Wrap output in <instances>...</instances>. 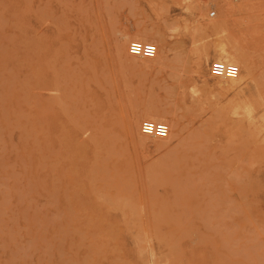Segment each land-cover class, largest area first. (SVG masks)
<instances>
[{
  "label": "rangeland",
  "instance_id": "1",
  "mask_svg": "<svg viewBox=\"0 0 264 264\" xmlns=\"http://www.w3.org/2000/svg\"><path fill=\"white\" fill-rule=\"evenodd\" d=\"M0 264H264V0H0Z\"/></svg>",
  "mask_w": 264,
  "mask_h": 264
},
{
  "label": "built area",
  "instance_id": "2",
  "mask_svg": "<svg viewBox=\"0 0 264 264\" xmlns=\"http://www.w3.org/2000/svg\"><path fill=\"white\" fill-rule=\"evenodd\" d=\"M216 11L212 10L210 15H215ZM129 50L131 53L139 56H153L156 53L157 45L152 41H143L134 39L129 43ZM211 69L214 73L220 76H235L238 74L239 67L237 64L226 60H215L211 63ZM142 129L144 132L154 135L163 136L169 131V124L165 121H156L152 119H145L142 122Z\"/></svg>",
  "mask_w": 264,
  "mask_h": 264
},
{
  "label": "bare ground",
  "instance_id": "3",
  "mask_svg": "<svg viewBox=\"0 0 264 264\" xmlns=\"http://www.w3.org/2000/svg\"><path fill=\"white\" fill-rule=\"evenodd\" d=\"M225 3V2H224ZM223 7L225 8V9H227V4L225 3V4H223ZM227 11V10H226ZM225 24H227L226 23V21H224L223 19L222 20H219V23H218V25H225ZM221 27H223V26H221ZM127 49V48H126ZM225 51V54L224 55H222V56H219L218 57V60H226V61H234V62H238L239 60H241L244 56H245V54H244V52L242 51V50H240V49H236L235 51H233L232 53H230V54H228V51L227 50H224ZM156 52H157V50H156ZM132 55H135V54H133V53H131ZM156 54V53H155ZM154 54V55H155ZM153 55V56H154ZM137 56H139V55H137ZM153 56H146V57H144V58H150V57H153ZM155 60V59H154ZM243 63V62H242ZM245 66V65H244ZM247 66H248V64H247ZM247 70V69H246ZM239 73H240V70L238 71V74L237 75H235V76H229V77H225V76H221V78H225V79H229V80H237L236 78L238 77V75H239ZM143 116H145V117H151V118H154V119H165V120H167L168 118L167 117H164V116H162V115H160V114H158V113H155V112H145L144 113V115ZM167 121H169V120H167ZM140 122H141V119H137L136 120V123H135V126H134V129L136 130V131H138L139 130V127H140ZM169 123V122H168ZM170 126H171V124H170ZM171 127H173V126H171ZM169 132V131H168ZM171 133H173V130L171 131ZM168 134V133H167ZM140 135V134H139ZM141 136V135H140ZM2 139V138H1ZM31 164V163H30Z\"/></svg>",
  "mask_w": 264,
  "mask_h": 264
}]
</instances>
